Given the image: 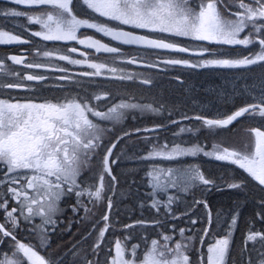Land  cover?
Wrapping results in <instances>:
<instances>
[{
  "label": "snow or ice",
  "instance_id": "obj_1",
  "mask_svg": "<svg viewBox=\"0 0 264 264\" xmlns=\"http://www.w3.org/2000/svg\"><path fill=\"white\" fill-rule=\"evenodd\" d=\"M5 2L0 264H264V0Z\"/></svg>",
  "mask_w": 264,
  "mask_h": 264
},
{
  "label": "flooded vegetation",
  "instance_id": "obj_2",
  "mask_svg": "<svg viewBox=\"0 0 264 264\" xmlns=\"http://www.w3.org/2000/svg\"><path fill=\"white\" fill-rule=\"evenodd\" d=\"M31 30L35 31L39 29L37 26L33 25ZM89 34H92V33H89ZM24 38H28V37L25 36ZM33 42L38 43V44L43 43L39 41L38 39L34 40ZM56 46H60V45H56ZM0 47L5 48V53H7L8 55H16V54H19L20 52L26 51V48H18L16 46H0ZM46 47L51 48L53 47V45L51 42H48ZM181 79L183 80L185 79V77L181 76ZM190 83L196 87L197 91H202L204 88H214L217 84L221 83V81L219 80L213 81L207 75H202V76L194 75L190 78ZM158 89L166 90L170 96V99L172 100H176V98L181 95L180 85L175 84V83L169 84L167 78L163 79L158 84L157 88L143 87V88H137L136 91H137V94L143 95L146 97L144 102H149L150 98L156 94ZM176 102L180 103L179 101H176ZM139 122L144 123L147 126H151L153 122L160 123L161 119L158 117H146L142 121H139ZM187 138L188 137H185V139Z\"/></svg>",
  "mask_w": 264,
  "mask_h": 264
},
{
  "label": "trees",
  "instance_id": "obj_3",
  "mask_svg": "<svg viewBox=\"0 0 264 264\" xmlns=\"http://www.w3.org/2000/svg\"><path fill=\"white\" fill-rule=\"evenodd\" d=\"M245 54H247V53H245ZM231 75V74H230ZM251 81H249V83H250ZM126 167H128V168H132V167H135V165L134 164H131V163H129V164H127V165H125ZM221 166V165H220ZM221 169H222V166H221ZM209 170H211V169H208V171ZM208 171H206L205 172V174L207 175L208 174ZM212 171V170H211ZM217 172V171H216ZM216 172L215 173H213V174H216ZM142 191H143V189H142ZM215 193V192H214ZM213 195L214 194H211V199L212 200H214L213 199ZM215 196V195H214ZM216 196H219V198L220 199H216V201H219V202H221L223 205H225V206H230L231 205V201L233 200V199H242L243 197L242 196H236L234 193H230V192H225V193H216ZM246 212H247V214H251V212H252V209L249 207V208H247L246 210H245ZM73 231H75V228L73 229ZM54 240H55V243L56 244H59L60 243V241H63V239L62 240H56L55 238H54ZM55 246V245H54ZM45 253H43V255H44Z\"/></svg>",
  "mask_w": 264,
  "mask_h": 264
},
{
  "label": "rangeland",
  "instance_id": "obj_4",
  "mask_svg": "<svg viewBox=\"0 0 264 264\" xmlns=\"http://www.w3.org/2000/svg\"><path fill=\"white\" fill-rule=\"evenodd\" d=\"M11 5L10 4H8V3H6L5 2V0H0V8H6V7H10ZM21 23H24L23 21H21ZM9 28H10V26H9ZM5 30H9V29H5ZM0 53H5V48H2V47H0ZM132 153L130 152L129 153V155H131ZM193 162H195V163H201L202 164V166H203V168H204V171L206 172V171H208V169H207V163H208V165H209V167L211 168L212 167V163L216 166V168H219V167H217V163L216 162H214V161H207V160H204V159H198V160H196V161H193ZM212 169V168H211ZM212 194H214L215 196H216V193H212ZM213 195V196H214ZM66 216H71V212H68V213H66ZM69 239H71V237H69V236H65L64 238H63V241H60V245L61 246H63L65 243H66V241L67 240H69ZM62 250H64V251H66L67 249H62ZM42 255H43V252L41 253Z\"/></svg>",
  "mask_w": 264,
  "mask_h": 264
},
{
  "label": "bare ground",
  "instance_id": "obj_5",
  "mask_svg": "<svg viewBox=\"0 0 264 264\" xmlns=\"http://www.w3.org/2000/svg\"><path fill=\"white\" fill-rule=\"evenodd\" d=\"M260 71V69L259 68H257V67H253V70H252V74H258V72ZM217 164V167H219V168H216V166L212 163V169L209 167V165H208V163H207V169H211L212 170V172L213 173H215L216 171V174H219V172L221 171V170H223V169H221V164H220V162H216ZM213 199L214 200H216V199H220L219 198V196H213Z\"/></svg>",
  "mask_w": 264,
  "mask_h": 264
}]
</instances>
